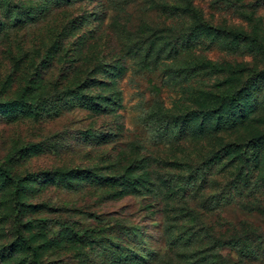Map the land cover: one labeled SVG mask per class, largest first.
Returning <instances> with one entry per match:
<instances>
[{"label": "rangeland", "instance_id": "rangeland-1", "mask_svg": "<svg viewBox=\"0 0 264 264\" xmlns=\"http://www.w3.org/2000/svg\"><path fill=\"white\" fill-rule=\"evenodd\" d=\"M129 166L149 191L112 198ZM165 179L208 227L188 258ZM250 227L253 257L210 255ZM115 243L132 264H264V0H0V264H123Z\"/></svg>", "mask_w": 264, "mask_h": 264}, {"label": "trees", "instance_id": "trees-1", "mask_svg": "<svg viewBox=\"0 0 264 264\" xmlns=\"http://www.w3.org/2000/svg\"><path fill=\"white\" fill-rule=\"evenodd\" d=\"M230 33V32H228ZM234 34V33H232ZM216 103L218 104V108L224 104H236L238 101V93H231V94H225L222 96H216L215 98ZM214 113L216 114L217 117V122H215V126L214 129H219L220 127H218L220 120L222 119V115L218 110H214ZM248 146V145H247ZM246 146V147H247ZM251 149V148H250ZM253 149V147H252ZM242 157H244L246 160H250L252 159L251 154H248L247 151L242 152ZM249 166V162H244L243 165L241 166L240 170L241 173H248L250 168H247ZM132 166H129L127 168V170L125 172H122L123 175L121 174H116L113 178H108L110 181L112 180V182H114L112 185L116 186V190L114 192H112V198H117L123 191L129 189L131 191H139L140 193L145 192V191H149V188H146V186H142V187H138L136 185V180L131 178V169ZM239 177V176H238ZM261 182V181H260ZM259 183L258 181H252V178H250V175H245V177L243 178H238L237 181V186H238V193L243 195V192L246 191L248 192L244 198H251L254 197L252 196V192L257 190V185ZM162 189H163V193L162 195H166L165 198V211H164V215L166 217H168L167 219L170 221H173L179 225L176 226H170V225H166L165 226V231H166V235H169V233L171 232V234L174 236L173 239H170V243L169 244H174L177 248V254H182V257H186L188 258L190 256V254H193L194 252H196L194 246L195 244H193L194 238L196 236V234L199 232L204 231L205 229L208 230V227L205 226L202 222H201V218L203 216V212H196L192 209L191 205H184L182 207H176V205H172L170 204L171 201L175 200L178 198L180 201H176V202H183L185 203L186 200L184 197L186 194V188L183 189H178V190H174V187H168V180L165 179L162 183ZM179 193L180 196H174L175 194ZM164 198L162 197V200H159L158 202L164 201ZM193 198V197H191ZM168 204V205H166ZM169 214V215H168ZM113 219V224L116 226L119 225H123L125 224L124 219L119 216L118 213H115L114 215H112ZM198 225H202L198 228V230H194L195 226ZM255 232L256 229L253 227L248 228V233L245 235V237L242 239L243 243L242 245L239 244L240 239L236 238L238 236V234L236 235V237L232 238V240H230L229 242H217L215 244H213L212 248H211V254L210 255H214L216 253L220 254L221 252H225L228 253V258H232L231 257V253H236L237 257L239 256H249V257H253L254 254L256 253V248H258V245L256 244V240H258V237H255ZM249 234V235H248ZM84 235L86 236L87 233H84ZM204 240V239H203ZM227 243H230L231 246H228ZM229 248H228V247ZM215 247H219V250H217V252H214L213 249ZM120 247L118 245V243H115V252H116V256H117V261L118 260H124V262H122L123 264H132L133 263V258H131V260H128L126 257L128 256L127 253L124 254H120L118 252H120ZM202 251L201 253L205 252V249L199 250Z\"/></svg>", "mask_w": 264, "mask_h": 264}]
</instances>
